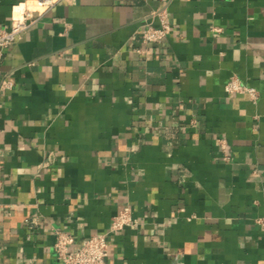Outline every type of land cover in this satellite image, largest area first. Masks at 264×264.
Here are the masks:
<instances>
[{"label":"crops","instance_id":"obj_1","mask_svg":"<svg viewBox=\"0 0 264 264\" xmlns=\"http://www.w3.org/2000/svg\"><path fill=\"white\" fill-rule=\"evenodd\" d=\"M0 179V264H58L56 232L75 251L125 205L109 264H264V0L58 3L0 65Z\"/></svg>","mask_w":264,"mask_h":264},{"label":"built area","instance_id":"obj_2","mask_svg":"<svg viewBox=\"0 0 264 264\" xmlns=\"http://www.w3.org/2000/svg\"><path fill=\"white\" fill-rule=\"evenodd\" d=\"M64 0H24L13 8L9 26H0V65L5 52L15 44V42L32 27L37 25L42 17L52 10L58 3ZM159 26L152 23L143 26L139 41L143 47L158 45L166 40L172 33V26L169 16L165 11L157 13ZM141 49L137 53L141 54ZM13 84L3 81L2 90L12 89ZM227 94H245L249 96L251 102L256 103L258 93L255 89L244 86L238 79L233 78L225 87ZM222 153L226 155L227 144L220 141ZM227 160V157L224 158ZM1 187V179H0ZM1 211V202H0ZM35 224V221H32ZM133 224L132 210L129 205H125L121 211L111 220L110 229L103 235H92L86 239L84 245L71 251L75 244L72 235L58 231L55 233L54 252L58 264H109L108 263V236L118 234L130 228ZM258 224L264 227V220H259Z\"/></svg>","mask_w":264,"mask_h":264}]
</instances>
